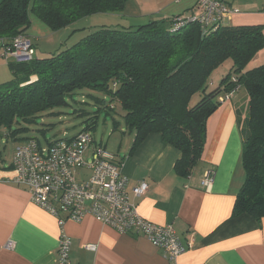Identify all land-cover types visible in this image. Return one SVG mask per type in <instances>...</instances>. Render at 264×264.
Instances as JSON below:
<instances>
[{
  "label": "trees",
  "instance_id": "16d2710c",
  "mask_svg": "<svg viewBox=\"0 0 264 264\" xmlns=\"http://www.w3.org/2000/svg\"><path fill=\"white\" fill-rule=\"evenodd\" d=\"M127 1L0 0V50L19 35L31 38L27 33L31 13L50 29L59 30L90 15L120 14ZM197 9L198 0L189 11L171 17L148 18L139 25H103L50 57L10 61L13 77L0 83V128L9 129V135L16 137L27 130L20 126L22 122L33 124L41 114L68 105V97L78 90L101 92L110 97V109L115 108L114 102L119 103L125 127L134 131L131 151L151 133H160L181 153L175 163L176 172L188 177L202 159L207 122L223 102L221 98L236 89L235 95L245 87L249 100L241 132L246 178L233 215L248 213L261 219L264 63L247 70L246 67L264 49V24L231 25L198 18L176 26L177 17L191 16ZM228 60L229 72L216 86L213 73ZM89 95L98 106L97 113L102 109L101 103L106 106L104 98ZM83 114L88 116L90 112ZM87 118L80 132L96 127L98 115ZM15 125L17 128L11 130ZM80 132L50 140L46 145L58 139L71 140ZM31 141L46 146L38 140L28 142ZM114 158L117 160L115 155Z\"/></svg>",
  "mask_w": 264,
  "mask_h": 264
},
{
  "label": "crops",
  "instance_id": "0c3cea01",
  "mask_svg": "<svg viewBox=\"0 0 264 264\" xmlns=\"http://www.w3.org/2000/svg\"><path fill=\"white\" fill-rule=\"evenodd\" d=\"M151 1L159 5V0H144L139 16L150 18L146 5ZM226 3L231 13L225 23L264 24V2ZM180 13H165L162 18ZM12 60L0 50V83L13 77L8 67ZM240 95L224 100L208 119L202 159L188 177L176 172L181 153L160 133H151L131 151L135 133L125 128L132 140L114 154L122 162L129 192L143 180L149 184L144 195L132 194L139 213L156 224L171 225L188 245L183 255L171 261L146 236L121 233L92 215L80 222L68 220L61 227L55 216L32 202L25 188L6 181L9 164L0 165V264H56L62 230L72 237L73 264H264V216L233 215L246 178L241 120L247 103ZM210 169L214 180L205 187L202 181ZM89 174L88 168L81 169L78 178ZM88 244L97 249H87Z\"/></svg>",
  "mask_w": 264,
  "mask_h": 264
},
{
  "label": "built area",
  "instance_id": "2783aa9c",
  "mask_svg": "<svg viewBox=\"0 0 264 264\" xmlns=\"http://www.w3.org/2000/svg\"><path fill=\"white\" fill-rule=\"evenodd\" d=\"M229 13L231 8L225 1L198 0L197 12L177 17L175 24L183 25L198 18L225 23ZM4 52L16 62H27L34 57L35 47L30 37L19 35L6 45ZM235 91L221 100L230 99ZM92 142V135L82 131L71 140H54L44 147L34 141L21 144L16 148L11 175L6 181L25 188L32 202L55 216L61 227L68 220L80 222L92 215L121 233L146 236L171 261L183 255L188 245L171 225L151 222L138 211L132 194L144 195L149 184L143 180L129 192L122 163L101 145L96 146L92 159L85 160L84 154ZM84 168L90 174L81 180L79 170ZM213 180L214 170L210 169L202 184L209 187ZM71 248L72 237L62 230L56 264H73ZM86 248L95 251L97 245L88 244Z\"/></svg>",
  "mask_w": 264,
  "mask_h": 264
},
{
  "label": "rangeland",
  "instance_id": "374dc122",
  "mask_svg": "<svg viewBox=\"0 0 264 264\" xmlns=\"http://www.w3.org/2000/svg\"><path fill=\"white\" fill-rule=\"evenodd\" d=\"M144 0H128L126 7L119 13H98L79 19L70 26L52 30L44 22H42L34 13H31V26L27 33L31 36L35 43V58H46L56 53L64 51L82 37L94 32L97 28L105 26H130L139 25L147 21V17L139 16L142 14V4ZM159 0V5L155 2L148 3L146 9L151 12L153 19L162 18L165 13H185L195 6L196 0ZM234 1V0H233ZM236 2L258 1L263 3L264 0H235ZM179 2V3H178ZM196 2V3H195ZM145 4V3H144ZM188 7V8H186ZM75 24V25H74ZM11 59V57L7 56ZM3 59L6 60L5 57ZM264 59V49L259 53V57L249 62L246 67L251 69L256 65H261L258 61ZM231 61H226L214 73L213 77L218 78L220 83L224 74L229 72ZM11 72V71H10ZM12 74V73H11ZM13 76V75H12ZM10 79V78H9ZM217 82V85L219 83ZM213 87V86H212ZM215 88V87H214ZM240 97H244L245 104L249 100V95L245 87L239 90ZM89 94L106 100V106H100L102 109L98 111V106ZM68 105L54 108L41 114L37 121L33 124L21 123L20 126L27 127V130L20 132L16 137L9 135V129L0 128V165H9L12 162L14 151L17 145L27 143L29 140L35 139L46 145L47 142L56 138L71 137L83 130L86 126V119L89 116L98 115L97 125L94 129H90L94 142L84 154L85 160L93 158L92 150L96 145H102L108 152L117 154L119 148L129 143L130 135L125 132V122L118 102H114L115 108L110 109L112 102L110 97L101 92H95L88 89L78 90L72 97L67 99ZM240 106V105H239ZM84 111H89L90 115H84ZM115 121H118L115 123ZM19 127V126H18ZM17 128L13 126L11 130ZM132 138L130 139V141Z\"/></svg>",
  "mask_w": 264,
  "mask_h": 264
}]
</instances>
